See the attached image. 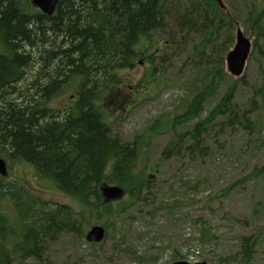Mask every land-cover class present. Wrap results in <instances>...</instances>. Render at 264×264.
I'll use <instances>...</instances> for the list:
<instances>
[{
  "label": "rangeland",
  "instance_id": "obj_1",
  "mask_svg": "<svg viewBox=\"0 0 264 264\" xmlns=\"http://www.w3.org/2000/svg\"><path fill=\"white\" fill-rule=\"evenodd\" d=\"M26 1L20 0L24 6ZM221 3L226 18L233 24L230 47L237 28L253 42L256 33L248 12L251 7L259 10L264 0H221ZM188 4L189 0H172L168 5L182 14ZM27 11L31 14L37 10L32 7ZM169 26L167 31L171 33L155 32L146 38L150 40L147 53L154 56L153 62L160 70L155 72V77L159 75L161 80L145 82L135 90L149 64V60L139 61L133 70L119 73L120 83L110 93L105 92L95 105L104 113L109 132L121 144L135 143L138 147L134 173L141 182L139 194L133 191L134 197L128 199L126 195L120 207L124 212L118 216L99 212L97 219H91L88 214L84 217V234L90 226L107 225L109 236L102 247L92 249L84 238L63 233L44 241L39 249V262L31 258L18 261L19 264H166L189 257L206 264H264V244L251 253L249 261L242 257L240 249V240L245 236L264 241V222L259 218L250 220L264 187V92L260 93L264 59L257 52L263 48V42L258 40L252 49L244 81L231 77L223 65V80L204 101L202 112L192 120L181 122L176 118L200 89L201 83L196 80L207 75V64L217 59L213 47L225 42L227 33L222 30L214 35L200 57L197 46L207 32L184 35L172 23ZM36 72L37 67L29 72L31 81ZM74 85L55 96L50 107H70ZM230 87H233L232 105L226 104L224 113H233L235 117L238 110L241 118L247 116L254 128L252 133L243 122L248 131L222 129V115L206 122ZM173 120L176 122L166 128ZM200 124L203 126L197 131L202 155L195 151L190 156L186 148L191 144L196 125ZM178 135H184L180 154L163 159V151ZM9 165L10 174L3 184L10 190L15 186L14 190L21 192L11 191L0 202V216L8 219L12 234L19 235L14 237L15 244L22 241L20 234L26 225L23 214L39 212L43 207L68 205L80 221L82 212L77 199L52 188L47 181H36L31 164ZM254 170L260 171L258 176L248 178ZM121 227L124 230L116 232ZM7 228L8 225L0 224V232L6 233ZM9 249L13 251L11 245Z\"/></svg>",
  "mask_w": 264,
  "mask_h": 264
},
{
  "label": "trees",
  "instance_id": "obj_2",
  "mask_svg": "<svg viewBox=\"0 0 264 264\" xmlns=\"http://www.w3.org/2000/svg\"><path fill=\"white\" fill-rule=\"evenodd\" d=\"M171 1L59 0L53 17H46L38 11L30 14L28 2L24 6L20 0H0V158L7 164H31L35 179L49 180L60 192L77 199L83 214L100 207L107 215L117 216L116 209L102 203L99 186L119 185L128 190L130 198L134 197L133 191L139 194L141 182L134 173L138 147L135 143L121 144L109 132L96 102L119 84V73L133 70L139 61L149 60V64L135 90L145 82L161 80L159 75L155 77L160 70L153 62L154 56L147 53L150 40L146 38L155 32L171 33L167 31L170 23L184 35L207 32L197 46L200 57L214 35L222 30L227 33L226 41L213 47L217 59L207 64V75L196 80L201 83L200 89L176 119L187 122L198 117L206 98L223 80V58L233 40L232 22L214 0H189L182 14L169 9ZM248 14L256 33L253 48L261 39L263 48L257 52L264 59V5L259 10L251 7ZM35 67L37 72L31 81L28 74ZM71 84H75L72 106L50 107L52 99ZM232 91L230 87L206 122L222 115V129L248 131L244 123L252 133L254 128L247 116L241 118L238 110L235 117L224 113L226 104L232 105ZM263 92L264 77L260 88ZM175 122L170 121L166 128ZM201 126L196 125L186 148L190 156L195 151L202 155L197 131ZM183 136H176L165 148L163 159L180 154ZM259 172L254 170L248 178L257 177ZM15 188L8 189L0 178V202L11 191L21 192ZM260 198L252 208V222L256 218L264 220V187ZM29 214L22 215L26 225L19 244L14 242L19 235L14 236L8 219L0 216V224L8 225L6 233L0 232V264H19L31 258L39 262V249L46 239L60 233L79 236L81 226L69 206L43 207ZM240 246L242 257L249 260L258 244L252 237H243Z\"/></svg>",
  "mask_w": 264,
  "mask_h": 264
},
{
  "label": "water",
  "instance_id": "obj_3",
  "mask_svg": "<svg viewBox=\"0 0 264 264\" xmlns=\"http://www.w3.org/2000/svg\"><path fill=\"white\" fill-rule=\"evenodd\" d=\"M218 6L223 9L221 0H215ZM32 3L44 15L51 17L56 9L58 0H32ZM251 50V41L237 29L235 32V44L225 58L226 71L235 78L242 76L245 63ZM7 165L0 159V176L6 177ZM101 194L105 201L115 200L123 195L122 191L116 188H101ZM103 230L100 227L92 228L86 235L85 239L88 243H98L103 239ZM185 264V263H176ZM204 264V263H202Z\"/></svg>",
  "mask_w": 264,
  "mask_h": 264
},
{
  "label": "bare ground",
  "instance_id": "obj_4",
  "mask_svg": "<svg viewBox=\"0 0 264 264\" xmlns=\"http://www.w3.org/2000/svg\"><path fill=\"white\" fill-rule=\"evenodd\" d=\"M59 1V0H58ZM58 5V4H57ZM56 8H57V6H56ZM55 11H56V9H55ZM165 62V61H164ZM246 126V125H245ZM246 128V127H245ZM174 142V141H173ZM139 145V144H138ZM180 145V144H179ZM133 146V145H132ZM137 146V145H136ZM136 149V148H135ZM1 159V158H0ZM1 160H3V159H1ZM4 161V160H3ZM5 162V161H4ZM6 163V162H5ZM7 177V176H6ZM10 194V193H9ZM12 194V193H11ZM14 194V193H13ZM9 196V195H8ZM16 198V197H15ZM245 259V258H244Z\"/></svg>",
  "mask_w": 264,
  "mask_h": 264
}]
</instances>
